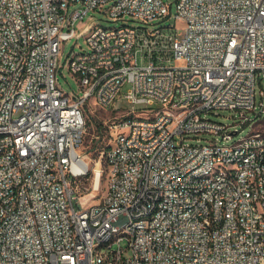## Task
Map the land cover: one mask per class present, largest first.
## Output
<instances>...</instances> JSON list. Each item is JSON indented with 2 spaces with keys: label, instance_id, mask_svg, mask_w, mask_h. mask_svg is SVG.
<instances>
[{
  "label": "built area",
  "instance_id": "2783aa9c",
  "mask_svg": "<svg viewBox=\"0 0 264 264\" xmlns=\"http://www.w3.org/2000/svg\"><path fill=\"white\" fill-rule=\"evenodd\" d=\"M174 6L180 32L149 25L169 15L163 0H0V264H264V129H254L264 118L255 89L264 81V0ZM95 8L142 25L88 24L76 35L87 50L68 55L81 90L73 97L57 84L60 44ZM125 84L128 103L156 105L114 108ZM87 101L117 113L102 122L99 172L81 149ZM222 109L249 131L228 142L234 124L206 116ZM240 148L249 149L245 164L233 160ZM214 164L223 172L193 182ZM232 169L239 178L227 184ZM126 218L132 228L99 246Z\"/></svg>",
  "mask_w": 264,
  "mask_h": 264
},
{
  "label": "rangeland",
  "instance_id": "374dc122",
  "mask_svg": "<svg viewBox=\"0 0 264 264\" xmlns=\"http://www.w3.org/2000/svg\"><path fill=\"white\" fill-rule=\"evenodd\" d=\"M165 4L168 5V12L169 15L164 17L163 19L159 20H152L151 23H149L150 26H159V25H169V24H175L177 27V32H180V28L182 27V24L175 20L173 17L174 14V0H163ZM79 7V4L77 2L71 4L68 6L67 10L71 11L75 8ZM125 20H113L111 19L104 11L100 8H95L94 10H89L86 12L82 20H78L74 25L75 35L73 37H70L69 39H66L64 41H61L60 44V50H59V61L58 66L56 69V78H57V84L59 88L73 96H79L81 94V90L78 86V80L77 76L73 73H71L68 69L67 63H68V55L70 52H81L87 50V44L85 42V39L83 36L76 35L78 33H81L83 35V31H85L88 24H98L101 26H118L122 23H127L130 25H142L141 22H138L133 19H128L127 17H124ZM128 19V20H126ZM87 31H85L86 33ZM84 33V34H85ZM181 36L179 34L176 35V38H180ZM138 62L140 64H144L145 61L138 58ZM128 84H125L121 87V94L118 99L114 102V108L116 109H135L140 110L142 108H152L156 104H145V103H134L130 104L126 101V99L122 96V93L127 90ZM256 93L259 89L264 91V81H261L259 84L256 82ZM258 97V95H257ZM116 112L113 111H105L91 102L87 101L84 103V115H85V134H84V140L82 144V151L85 152L89 158L94 160V162L98 161V158L100 156V151L105 150L108 141H107V131L105 127L102 125V122L104 120H108L114 115H116ZM206 116L214 121L225 123V124H234L233 126L229 127V130H236L237 132L232 135L231 139L228 140V142H232L236 140L238 137L245 135L249 131V125L247 124H241L239 122V119L237 118V115L234 114L231 110H219L218 115H214L212 113H206ZM259 120V123L254 124V129H264V118L257 119ZM256 120V121H257ZM96 135H98L96 137ZM212 136L210 134H200L198 135V138L202 139H210ZM202 142V141H201ZM98 167L101 169L104 168L103 158L100 159L99 162H97ZM94 166V163H93ZM104 190V172L100 176L99 180V187L96 191H94L91 195L87 196L89 198V202H95L98 200L100 195L102 194Z\"/></svg>",
  "mask_w": 264,
  "mask_h": 264
},
{
  "label": "bare ground",
  "instance_id": "6f19581e",
  "mask_svg": "<svg viewBox=\"0 0 264 264\" xmlns=\"http://www.w3.org/2000/svg\"><path fill=\"white\" fill-rule=\"evenodd\" d=\"M249 156L248 148H240L237 152L233 153V160L238 162V164H245ZM256 156H264V141H260L256 147ZM94 169L96 172H99L98 164H95ZM223 172L222 164H214V167L208 168L206 170L193 173V182H211L214 176H217ZM239 178V169H232V174L230 177H227V184H235ZM66 207H73V198H66ZM133 218H126L115 226L108 228V231L105 235H102L98 238L99 246H107L108 243H111L117 238H122L126 229L132 228ZM90 241V232H83L82 242Z\"/></svg>",
  "mask_w": 264,
  "mask_h": 264
}]
</instances>
